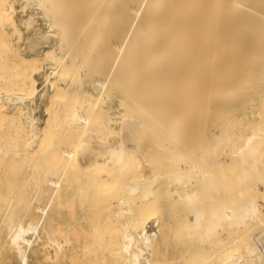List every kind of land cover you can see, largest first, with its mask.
<instances>
[{
  "label": "bare ground",
  "instance_id": "obj_1",
  "mask_svg": "<svg viewBox=\"0 0 264 264\" xmlns=\"http://www.w3.org/2000/svg\"><path fill=\"white\" fill-rule=\"evenodd\" d=\"M61 1H63V0H61ZM91 1L92 0H90L89 3ZM97 1H99V0H97ZM116 1L117 2H116L115 8L112 4L114 12L112 11V7H111V11L113 12L112 14L113 15L116 14L117 17L113 16V18H116V19H113L115 21L113 22V25H111V27L113 26V29H109V30H112L109 33L110 34L113 33L114 38L110 37V39L112 38L113 41L110 40L109 42H111L112 44L110 43V45H108V46H106L107 44H105L104 46L106 48L110 46V48H107L106 50L110 49L109 51H112V49H113V52L115 51L116 53L117 52L118 53L116 54L114 52V54H116L117 56H113L112 54H110L113 56L112 58L115 57V59H113L114 61L112 60V62H115V64L113 63L114 67L112 68V74L109 75L111 70L108 69L109 73L106 70L107 71L106 72L107 78L105 77L106 79H104V80L99 79V80H97L98 82L95 81L96 83H94V85H93L94 87L95 86L97 87V89H95V90H97V92H99V94L96 93V94H93V96H91V97H88V98L86 97V95L88 93L86 94L85 88L82 87V82H79L80 77H82V75H79V74L77 75V76H80V77H78L79 80L77 82H79V84L81 86L75 85V89L73 90V88H72V90L70 92L68 91V88L65 85L59 84L57 82L58 80H56V81L52 80L51 81V79H50L51 77H48V81L51 82V88L53 89V97H54L53 99L55 100V102H54L52 99L51 102L53 101V103H56V101H58L60 98L64 97V96L61 97L62 95L66 96V94L68 93L70 101L68 99V100L62 101V102H65L64 103L65 106H66L68 101H69V103L71 102V105H72L70 113H65V114L69 115V118L67 115L68 126H69L68 128H70L69 131L72 130L76 134V135L73 134L74 136H76V138H75L76 139L75 141H77L76 145H78V144L80 145L81 142H84V143L89 142V143H86V145L83 143V146L77 149V146L75 147V141H74V146L72 145V141H71L70 145H72L76 149L65 148V149H63V153L61 155H59L57 153L59 156L62 157L61 159L64 160V163H62V166H61L62 167L61 170L56 171L53 174L48 173L47 176L45 174V172H46L45 171L43 174L46 176V178H43L45 176L40 175L42 177L43 184L40 185L39 189L44 194L47 195L48 200L45 204H38L37 205V210L41 213V215L38 218H30L26 222L15 221L14 218L17 217V213H16L17 211L15 212V211L11 210L10 214L15 213V215H16L13 218L11 215H9L7 213V210L5 209V205L7 203H9V198H10L9 192L8 191L7 192L0 191V217H1V215H5V217L7 216V219L9 220L8 228L10 229V236H9V241H8V247L20 258V260H21V262H23V264H28V259H29L28 249L31 247L32 242H33V240L29 237V233L38 231L41 222H43L46 215L48 214L49 208L54 206L56 200L62 198L63 196H67L69 198L75 197V194L73 195V194L69 193L71 191L70 189H71V184H72L70 172H72L73 175H76V173L77 172L79 173V171H80L81 173H83V175L85 174V176H87L88 179H91L92 181H94L92 183H96V182L106 183L109 188L102 186V189H105V190L107 188H108V190L110 189L109 192H105L108 195L113 193L111 189H114V190L115 189H117V190L121 189L122 190V188H123V191L125 189L127 190L125 192H127L129 196H122V194L120 193L121 197H120V195H118L119 197L117 198L116 201H113V202L111 200H110L111 202L109 201L111 203V205L113 204V206H114L112 209V212L117 216H118V214H119V216H120V214H122V216L124 215V220H121L119 218V216H118L119 220H117V221H114V220L110 221L108 219L109 221L107 222V225H109V226H107L106 229L104 231H101L99 234L97 233V237L94 238L95 241H99L100 243L101 242L106 243L105 239L107 238V239H109L108 244H113L114 248H115V246L118 247V245H119L120 247L116 248L115 249L116 251L114 249L113 250L115 251V253L118 252V253H120V255H123V257H124L123 261L124 262H122V263H124V264H159V263H161L160 260H158V259L156 260V255L154 256L155 250H157V248H155L156 243L159 241H162V239L163 240L165 239V236H164L165 230L163 227L170 226V228L169 227L168 228L172 229L176 226V229L180 228L179 223H178V225L175 224V226L172 225L174 223L173 217H175L174 215H176V214H174V211L177 208L176 205L184 204L185 208H183L184 212L182 213V217H181V214H179L180 218L177 215L178 218L175 217L177 219V221L175 220V222H178L179 220L182 219V221H181V226L183 227L182 230H184L186 232V234H184V235L185 236L187 235L186 237H188L189 241H192V240L194 241V239L197 240V241L196 240L194 241V242H197V244L195 243V246L197 245V247H195V246L191 247V245H189L190 247L187 248L188 243L185 244L184 242H182L183 245L184 244L186 245L185 246L186 251H184L185 250L184 247H183L184 250H182L183 251V257H185V260L187 261L186 264H264V238H261V239L259 238L264 233V188L262 189L258 183V182H260V184H262L264 186V165H263L264 163L262 162V158H264V153H263V151H261L263 148V145H264V108L261 109L260 114H257L260 118L258 120L259 122L255 123L256 120L252 119L255 121V122L253 121L254 125L251 127L253 130L250 128V124H249L250 121L248 120L249 122H247V123L244 122L242 116H241V118L239 117L240 119H237L238 117L236 118V121H238L237 124L235 123L236 121H234L235 124L234 123H233V125L231 124L233 122V119H232L231 123L229 121L228 125L225 124V125H227L226 128L227 127L232 128V130H231L232 132L230 133V135L227 134L230 131L226 132L229 129H226L225 125H224V128L226 130L224 129L225 132L223 131V133L227 134V135L225 134L226 137L224 136L223 133H220V131L222 132V130H220V127H221L220 123H219V132H217V134H215L214 138H213V133L210 130L211 128H208V126L212 125L211 121L212 122H214L215 120L217 121V118L219 116L226 115V113H225L226 111L224 112V110L226 108L223 109V112L225 113V114L223 113L224 114L223 115L222 113H220L222 107H219V106H222L228 102H229L228 104L231 105V102L233 101V100H231L232 97L238 96L237 99L239 97H241V99H243L242 96L246 95V98L244 97L245 99H243V100H246L247 96L250 95L249 100L252 98L251 99L252 101H254L253 98H255V97H259V98H261V100H262V97L264 98V0H116ZM29 2H31V4L33 5V9L31 10L32 11L31 13L33 15H36L40 18L42 17V18H45L48 20L47 23L49 24L48 25L49 27L46 31H44V36H47V37H49V36L52 37V35L56 36V38L59 39V46H60L59 48L60 49H61V47L63 49L64 45L67 46L66 49L64 48V50H63V51H65V52H63L64 54L63 55L60 54L61 56L56 52L55 47H51V48L46 49V51L44 53L45 54L44 56H47L53 62H55V67H54L53 71L52 72L50 71L52 73V74L50 73L51 76L53 78L58 76L61 80H64V83H65L69 80V79L67 80V78L69 76L71 77L75 70H78L76 68V67H78L77 66L78 63L77 62L75 63L76 58H74L75 57L74 55L77 54L76 52H79V51H76L75 46L76 45L78 46L79 43L85 44L87 42V39H86L87 35H84V34H86V32L85 31H84L85 33L83 32L84 36H82V38H79V42L75 43L76 44L75 46L73 45L74 44L73 42H76L77 40L76 41H74V40L77 38H75L74 36L73 37L75 39L73 38L72 42H70L71 43L70 45L68 43H65V37H66V33H67L69 27H67L66 24L63 23L64 26L67 27V28H65L63 26V24H61L62 21H60L61 23H59L58 20L56 19V16L59 19L58 13H60L61 12L60 9L63 8V6L60 5V3H62V2H60V0H58V2H60L58 4L56 2V0H28L27 3H29ZM83 2H84V0H83ZM93 2H94V0L92 1V4H93ZM107 2H105V4ZM109 2H110V0H109ZM95 3H96V1H95ZM95 3H94V6L92 5L93 7H95ZM111 3H113V2H111ZM64 4H67V3H64ZM99 4L101 5L102 3L100 2ZM103 4H104V2H103ZM103 4H102V6H103ZM60 6H62V7H60ZM105 6H107V5H105ZM110 6L111 5H109V7ZM97 8H99V7H97ZM99 9L101 10V8H99ZM102 9H103V7H102ZM14 10H15V7L13 4V0H0V23H4V22L11 23V25L14 26V29L16 31L17 25H16V21L14 18ZM88 10H87V12H88ZM109 10L110 9H108V11ZM96 11H98V10H96ZM108 11L105 12V10H104V12H105L104 13L101 10L102 16H104ZM111 11L109 12V14L111 13ZM68 12H70V11H68ZM76 12H78V10ZM92 12H94V11H91L89 14H91ZM80 13H82V12H80ZM94 13H96V12H94ZM63 15H64V13H63ZM98 15L95 14L94 17L98 18L97 17ZM62 17H64V16H62ZM87 17H89V15H87ZM87 17H86V19H87ZM94 17H92L93 20L89 21V22H95ZM100 17H101V14H100ZM27 18H28V24H29V22L32 19V15L28 16ZM27 18H26V20H27ZM100 19L103 20L102 17ZM106 19H107V16L104 20L106 21ZM89 20H90V18H89ZM82 21L83 20H81V22ZM31 22H30V24H32ZM81 22L79 21V23H81ZM65 23H67V21ZM85 23H87V22H85ZM97 23H99V22L97 21ZM110 23H112V22H110ZM106 24L107 23H105V25ZM2 26H3V24H2ZM74 26H76V25H74ZM88 26H90V25H88ZM92 26L93 25H91V27ZM101 26H102L101 29L103 30L104 25H101ZM86 27H87V25H86ZM65 29L67 31H65ZM72 29L74 30V28H72ZM105 29H107V28H105ZM82 30H84V29L82 28ZM91 30H92V28H91ZM17 31H18V29H17ZM87 31H89V30L87 29ZM4 32H3V34H5ZM6 32H7V30H6ZM80 32H82V31H80ZM1 35H2V33H1ZM92 37H91L90 43L92 41ZM97 38H98V36H97ZM4 40H6V39L4 38ZM0 41L2 43L4 42V44H6L5 41H2V39ZM1 42H0V44H1ZM50 42H52V40ZM55 42H54V44H55ZM9 43L6 44L7 46L3 45V48H4V46H6V48H7ZM81 44H79V45H81ZM86 44H88V43H86ZM92 44H93V42H92ZM48 45H50V44H48ZM52 46H54V45H52ZM73 46L75 47L74 50H73ZM111 46H112V49H111ZM105 47H103V48H105ZM81 49H82V47H81ZM83 49L86 50V48H83ZM4 50H5V48L3 49V52L0 51V54L4 53L5 52ZM78 50H80V49H78ZM106 50H104V51H106ZM74 51H76V52L74 53ZM113 52H111V53H113ZM60 53H62V52H60ZM79 53H81V52H79ZM105 53H107V51ZM100 54L102 55L103 52L102 53L100 52ZM1 55H3V54H1ZM4 55H6V57H7V54H4ZM108 55H109V52H108ZM77 56L80 57L79 54H77L76 57ZM20 57H21L20 60H22L23 56H20ZM39 57H41V56H39ZM79 57H77V58H79ZM93 57H95V56H93ZM99 57L101 58L100 55H99ZM1 58H2V56H1ZM28 58H30V57H28ZM28 58L24 59L22 62L18 59L21 64L23 62H25L23 65L24 70L21 71L22 69L20 70V68H19L20 73L17 72L20 74V75H18L20 77V78H18L19 81L15 82V83L12 81L13 84L9 85L10 84L9 83V84L5 85L4 87L2 86L8 92V93H6L7 94L6 100L9 102L15 103L17 101H21L24 103V102H26L27 99H29L33 96L35 97L36 91L38 89L36 86V78L34 77L35 74L33 72H34V70L36 71L37 67L40 68V66H37V61H36L39 58H37V56L36 57L33 56V58H31V59H28ZM97 58H98V56H97ZM4 59L6 60L7 58H4ZM43 59H44V57H43ZM85 59L87 60V58H85ZM109 59H110V57H109ZM1 60H3V58ZM1 60H0V65L3 63ZM9 60H11V58H9ZM92 60L94 61V59H92ZM98 60H99L98 63L102 64L103 59L102 60L98 59ZM38 61L40 62L41 60L39 59ZM100 61H101V63H100ZM6 62H7V60H6ZM81 62L83 63L84 60ZM110 62H111V60H110ZM112 62L110 64H112ZM11 63H9L8 65H10ZM13 63H12V65H13ZM20 63L19 64L15 63L14 66L20 65ZM82 63H80V64L84 65L86 63V61L84 62V64H82ZM108 63H109V61H108ZM95 64H93V65H95ZM5 66H6V63H5ZM5 66L2 67L4 71H5L4 68H6ZM81 67H84V66H81ZM81 67H79V68H81ZM98 67H99V65H98ZM144 67H145V72L147 71V74H148L145 78V80L148 79L146 81V83H144L145 81L141 77L143 74L138 75V74H140L139 70H141ZM151 67H153V69ZM154 67H155L156 71H158V69L161 70V69H165V68L166 69L168 68L167 70H169V71L165 70L166 71L165 72L162 70V72L160 71V72H158V74H156L153 72ZM177 67H178V69L180 67L179 72H182V73H180L181 75L177 72H174V71L178 70V69H176ZM104 68H107V67L104 66ZM147 68L148 69L151 68V69L147 70ZM169 68H171V69H169ZM172 68L176 69V70L172 71L173 70ZM184 69H185V71H184ZM0 70L3 71L2 69H0ZM13 70H14V67H13L12 71H10V72L16 73V71L13 72ZM90 70H92V68ZM95 70H97V69H95ZM4 71L2 72V75H5V77H6V73ZM17 71H18V69H17ZM21 72H22V75H21ZM87 72H89V71H86V73ZM17 73H16V76H17ZM176 73H177L178 78H175ZM0 74H1V72H0ZM70 74H72V75H70ZM153 74H156V76H154ZM2 75H0V76H2ZM103 75L105 76V73ZM137 75L140 78H138ZM185 75H186V78H185ZM152 76L154 78H156L155 80L157 81L158 85L160 82H162L163 84H164V82H166L167 86H168V84H172V85L174 84L175 85L176 81H178L180 83L183 82V84L187 83L183 87H182V84L178 83L179 84L178 88L181 85L182 89L180 88V90L183 91V95L186 94V96L188 97V98H184V99H186L185 101H189V104H190V101H192L191 102L192 105H189L187 102L188 107L192 106V108L191 107L188 108L187 106L185 107L186 103L182 104V102H180V105L182 104V106L184 107L183 108L181 106L182 110H180V111H181V113H185V114H188L187 113L188 111H189V113L194 112L193 114L192 113L190 114V115H193L192 118L190 116L191 120H188V118L185 115V118L187 119V121H185L186 119L183 118L184 117L183 115L179 116V115H177V112L172 111V107H174V106H170V104H172V102H173L172 99H174V98H172V97H171L172 99L169 98L170 95H172V92H169V91H171L172 89L167 91L169 93V94H167L169 96L167 98L168 100L164 98V97H167L166 94H164V97L161 94H159L160 92L161 93L164 92L163 90H166L167 88L169 89V87H172V85L169 87H164V85L161 84L162 89L160 90L159 86L156 84V81L153 79L154 80V82H153V80L151 79ZM5 77L2 76V78H5ZM58 77H57V79H58ZM129 77H130L131 81L129 80ZM136 77H137V79H136ZM143 77H144V75H143ZM173 77L175 79H172ZM16 78H14L15 79L14 81H16ZM76 78H74V80H77ZM60 79H59V81H60ZM125 79L127 81V84H125L123 82V81H125ZM150 79L152 80L151 82L149 81ZM81 80H82V78H81ZM128 80L130 83L128 82ZM134 80L136 81L134 83H137L138 81L139 82L137 84H133L132 82ZM113 81L114 82L118 81V83L115 82L118 85V86H116L118 89L120 87L119 85H121V84L123 85V83H124V85H128L130 87V89H132L131 87H133V85L138 86L140 89L143 90L142 94H144V95H148L149 93L151 94V95L149 94L150 96L148 95V97H149V100H153V101H149L148 99H146V101H148V103L149 102L151 103V104L149 103L150 106L147 103L146 107L149 108L152 106V102L158 101L155 104H156V107H160L159 108L160 113L158 112L159 111L158 108H156L157 110H155L157 113L155 111L154 112L156 114H162L163 113L162 115H164V113L165 114L168 113L167 115H169V116L164 115L163 118H162V115H160L161 117L157 115V117L155 118V120L157 119L156 121L152 118L156 122V124H155V122H153V120H152V123L157 125V132L154 133V135L155 134L158 135V140L156 139L157 141L155 143L151 144L150 147L147 146V148H149V149L151 148L150 150L148 149L149 151H146L145 149H147V148H144V146L147 144V142H146L145 138L142 137L143 134L141 136H139V139H138L139 141L137 142L138 146H136V144H135V146H133L131 144L132 143L131 141L135 142V140H136L134 138V137H136L134 134L135 131H137L139 128V125L142 124V123H140V120H139V118H141V116L140 117L138 116V118H137L138 114L137 115L135 114L136 115L135 117L138 119L136 122L135 121L130 122V120H127L125 122V120H126L125 118H124V121L122 120L123 122H125V124L123 123L124 127L122 129H125L126 127H128V129L130 130V131H128V133H125L126 131L125 132L123 131L124 132L123 134H120V135L116 134L115 135V134H113L114 132L112 131L111 133L107 134L106 137L102 134H101V136L95 135V133H96L95 128H97L96 131L103 132L108 127L107 125L102 123L103 121H105V120L115 121L117 118V117L115 118V116L113 117L112 116L113 114L112 115L107 114L106 116H103V114L106 112L105 108L107 107V105H106V107L103 105V102L105 100L107 102V99H110L109 97L107 98V89L109 88L108 91L111 93L112 91H110V90L115 88L114 85H116V84H113L114 83ZM158 81H160V82H158ZM171 81H173V83ZM140 82L141 83L143 82V84L147 85V86H144ZM111 83L113 85H111ZM119 83H121V84H119ZM1 84H3V83H0V87H1ZM74 84H76V82ZM152 84H153V86H152ZM178 84H176V85H178ZM124 85L120 87V90L122 87H124V91L127 90V89H125L126 86H124ZM149 85H151V86L149 87ZM112 86H113V88H112ZM157 86H158L159 90L156 89ZM2 87L0 88V91H1ZM68 87L71 88L70 85ZM110 87L112 89H110ZM129 87H127V88H129ZM145 87L146 88L149 87L150 90L148 88L146 89ZM98 88L100 91H98ZM117 88H116V90H117ZM136 88L137 87H135V88L133 87L134 92H133V90L131 91L133 95H134V93H137L138 90H140L139 88H137V91H136L135 90ZM223 88L224 89L226 88L225 92H224ZM130 89H128V91H130ZM227 89H229V90L226 91ZM178 90L175 91L174 94H176V92H178ZM149 91H151V92H149ZM181 91L179 93H181ZM10 92H13V94H9ZM121 92L123 94V89ZM139 92H141V90ZM157 92H159V93H157ZM3 93H5V92H3ZM164 93H166V92H164ZM222 93L224 95H221ZM1 94H2V92H1ZM1 94H0V125H1L2 121H4L3 120L4 116L6 114H8V113H5L8 111L6 110V107L4 104L5 99H3V97H1ZM97 94H98V96H97ZM125 94H126L125 96L128 95L127 91ZM142 94L138 93V95H142ZM152 94L153 95L155 94L156 96H152ZM174 94L172 96H174ZM179 95H181V94H179ZM94 96H95V98H94ZM108 96H109V94H108ZM122 96L123 95H121V97ZM135 96H136V99L133 96L134 100L132 99V97L130 100L138 102V103H135V102L130 103V101L128 100V102L130 104L128 103L129 104L128 108H126L127 106L124 107V108H126L125 111H128L130 113L131 112L135 113L134 111L137 110L138 105L140 106V107L138 106V111L143 112V110H139V108H142V109L145 108L146 109V107L144 106L146 104L143 105L144 107H141L142 106L141 103L145 102L144 100L147 96H145V97H143V96L139 97L137 95H135ZM221 96L224 97L225 101L227 99H229V101H226V102L224 101V103L219 102L221 104L217 103L218 100L223 102V100H222L223 97H221ZM119 97L120 96H118L117 98H119ZM137 97L139 98V100H141L142 98L144 100L143 101L141 100V103H140V101L137 100L138 99ZM150 97H152V98L155 97V98L150 99ZM128 98H126V99H128ZM156 98H158V99H156ZM175 98L177 100V96ZM178 98H179V96H178ZM216 99H218V100L215 103L214 100H216ZM237 99H236V101H237ZM239 100H240V98H239ZM249 100L246 101V103L251 102V100L250 101ZM168 101H169V103H168ZM178 101H181V99L179 98ZM262 101L264 102V100H262ZM120 102L121 103H119V104H121V106H122V104L125 105V103H127L124 98L123 99L120 98ZM209 102L210 103L213 102L215 104H213V103L209 104ZM49 103H50V101H49ZM164 103H166L165 105L167 108L165 107ZM233 103L237 104L235 102V100L232 102V104ZM242 103H244V106L246 105L245 101ZM104 104H105V102H104ZM155 104H153V106ZM177 105H179V102L177 103ZM230 105H228V107H227V109L230 108V111H231V109H233V111H234L237 108L236 105H235V107H236L235 109L233 108V106H231L232 108L229 107ZM161 106L165 107L166 110H165V108H163ZM178 107L179 106L176 107L177 111L180 109V108L178 109ZM240 107L241 106L239 105L238 108H240ZM15 108H17V105ZM185 108H187L188 111ZM111 109H112V107H111ZM168 109L170 111H167ZM192 109H195V110H192ZM17 110H19V112H20L22 110V107L19 105ZM28 110H31V108ZM106 110H109V109L106 108ZM151 110L152 109L149 108L148 111H150V112H148L147 110H145V111L149 114V113H151ZM210 110L215 111V112L220 111L218 113V117L216 119H215V117H213V116H215V113L213 112V116L210 117L211 121H210L209 116H208V115H210V116L212 115L211 113H209ZM15 111H16V109H15ZM166 111H167V113H166ZM185 111H187V112H185ZM230 111H228V112L233 113V111H231V112ZM60 112H61V110H60ZM171 112H172V114H171ZM234 112H236V111H234ZM131 114H130V116H132ZM152 114L154 115V113L152 112L150 114L151 117H153ZM22 115H24V114H21V117H22ZM141 115H142V113H141ZM147 115L145 113V115H142V116L147 117ZM174 115H176L179 119ZM243 116L245 117V115H243ZM58 117L59 116H57V118ZM143 117H142V119H143ZM146 117H144V118H146ZM167 117H168V120H166ZM173 117H176V118H173ZM226 117H228V116L226 115ZM235 117H236V115H235ZM26 118H27V121H24V123L27 124L26 125L27 127L25 126L27 137H24V138L25 139L27 138V140L31 143L35 142L37 140H38V142H40V141L43 142V139L45 138V136L50 135L54 131V130L52 131L53 128H52V124L50 125V123H48L47 126H45L43 129H41L39 124H38L39 118L34 117L32 114L31 115L26 114ZM65 118L66 117H64V119ZM129 118H131V117H129ZM171 118L176 120V121H174V123H173ZM212 118L214 119V121L212 120ZM231 118L229 120H231ZM248 118H249V116H248ZM48 119L49 118H47V120ZM64 119H63V121H64ZM147 119H148V117H147ZM169 119H171V120H169ZM208 119H209V121H208ZM222 119L223 118L220 117V119H218V120L221 121ZM225 119L226 118H224L223 121H221V122L226 123ZM47 120L45 122H47ZM117 120H118V118H117ZM183 120L187 124L184 123ZM49 121H51V120H49ZM191 121H192V123H190ZM207 121L210 122L211 124L208 125ZM149 122H150V120H149ZM145 123H147V120L145 121ZM178 123H179V125H177L176 126L177 128H175L174 125H176ZM180 124L181 125L183 124L184 126L185 125L186 126L184 127L182 125V127H181ZM230 124L232 125V127ZM248 124H249L248 128H250L249 130H252V131H250V133H244L247 131H245V130L242 131L241 127H239V126H242V129H243V128H246ZM65 125H66V123H65ZM150 125L148 126V129L150 128ZM213 125H215V127H217L216 124H213ZM59 126H61V124H59ZM187 126H188V128L191 127V129H189V130H191V132H188L189 130H187L188 129ZM151 127L156 128V126H153V125ZM213 127H212V129H214V131H215V128H213ZM178 128H180L179 131L182 130V132H178ZM207 128H208V130L206 131L205 129H207ZM184 129H186V131H187L186 133H184L185 131L183 132ZM108 130H110V129H108ZM114 130H116V129H114ZM61 131H63V130H61ZM208 131L210 133H212V135H211L212 139H211V137H208V136H210V134L208 135V133H209ZM217 131H218V129H217ZM139 132H137V135ZM141 132H145V131L141 130ZM64 133H66V130L64 131ZM179 133H181V135L183 137H184V135H186L188 133H192V134H190L189 136L186 135L187 137L186 136L184 137L186 139L185 140L184 138L181 137V135ZM182 133H184V134H182ZM204 133L208 137L207 138L205 136V138H207L206 141H205V138H200L203 136ZM149 134L151 135L152 132L150 131ZM198 135H199V137H197ZM200 135H202V136H200ZM68 136L66 137V140H67V138H68V140H71V139H69ZM152 137H154V136H152ZM50 138H51V136H50ZM50 138H49V141H50ZM188 138L191 141H189ZM17 139H19V138H17ZM195 139H198V140H195ZM209 139L214 140V142L213 141L211 142ZM27 140H26V143H27ZM148 140H151V137H148ZM207 140H208V142H207ZM47 141H48V139H47ZM209 141L212 143V145H210V146L207 145V147H204V144H206V143L211 144V143H209ZM134 142H133V144H134ZM185 142L187 143V145L191 142L190 143L191 146L190 145L186 146ZM11 143H12V141H11ZM44 144L46 145V143H44ZM48 144H49V142H48ZM184 144H185V146H184ZM9 146H11V145H9ZM211 146H213V147L210 150ZM14 147H15V144H14ZM188 147H190L191 149ZM36 148H37V146H36ZM0 149L2 151H4L5 154H8V150L5 146L2 145L0 147ZM48 150H50V149H48ZM87 150L90 152V154H86L85 151H87ZM187 150L188 151L190 150V152H188ZM26 151H28V150H26ZM31 151L32 150H30L29 152L31 153ZM53 151H52V153H53ZM56 151H57V149H56ZM88 151H87V153H88ZM224 151H226V153H223ZM16 153L19 156H21V154H22L21 151H17ZM40 153H41V151H40ZM52 153H50V154H52ZM261 153L263 154L262 158H261V156H262ZM100 154H103V157H99ZM151 154L155 155V157L153 155H152L153 157H151L154 160L149 158V156ZM223 154L224 155L227 154V156H228L227 161L224 160L226 156L223 159ZM57 158L60 161V157H57ZM15 159L13 160V162L15 161ZM24 159L25 158L23 156L22 160H24ZM260 162H262L263 164H261ZM46 163H48V161ZM246 163L247 164L250 163L249 164V166H251L250 171L254 170V171H252V172H254L253 174H255V172H256L257 176L256 175L254 176L252 173H250L251 175L254 176V177L252 176L253 179L256 177L255 182H253V180H251L252 177H250L251 178L250 180L252 182L247 183L245 185L240 184L242 182H240L238 184L237 182H238L239 178H237L236 179L237 180V182H236L237 186H239V188H240V185H242L243 187H241L239 189L236 186V188L238 189V191H236L237 194L230 191L231 193H230L229 198L227 199L226 196L228 194H226V196H224L223 199H225V197H226L227 200L222 201L223 186L227 185L226 181H227V183L230 182V180H228V178L226 180V176L229 177V175L224 174L225 173L223 171L224 166L229 167L231 165V167L234 166V168L238 167L237 169H240L239 166L241 167V165H243V167H244V165ZM259 163H260V166H259ZM17 164H18V162H17ZM38 165H40V164H38ZM74 165L79 167V169H78L79 171H75L74 170L75 168L71 170V168L74 167ZM46 166H47V164H46ZM227 167H225V168H227ZM243 167H242V169H243ZM260 167H263V168L261 169ZM234 168H231V169L234 170ZM248 168L244 167L245 172L242 170V171H239V173L241 172V174H243L242 172H244V175L246 173L249 174V170H247ZM237 169H235L234 174H232L233 176L237 175V174H235ZM11 170H10V172H11ZM40 170H42V168ZM158 171L160 172L161 175L158 174L159 173ZM230 172H231V170H230ZM6 173H7V171H6ZM12 173H10V174H12ZM16 173H17V171H16ZM27 173H29V172H27ZM81 173H79V174H81ZM231 173H233V172H231ZM49 174H50V176H48ZM137 174H138V176H137ZM151 174H155V175L158 174V176H156L154 178V176H155L154 175L152 178ZM14 175H15V173H14ZM40 176H39V179H40ZM77 176H78V174H77ZM249 176L250 175H247V177L245 176L247 178V180H249L248 179ZM241 177L242 176H240V178ZM232 178L233 177H231V179ZM235 178L236 177H234L233 179H235ZM15 179H17V178H15ZM18 180H20V179H18ZM77 180H78V178H77ZM243 180H245V179H243ZM79 181H80V179H79ZM79 181H78V183H80ZM224 181H225V185H224ZM12 183H13V181H12ZM106 184H104V185L106 186ZM232 184L235 185V183H232ZM94 185H98V187H99V184H97V183ZM227 187L228 186H226L225 188H227ZM231 187H232V185H231ZM228 188H227V192H229ZM80 190H81V188H80ZM86 190L83 189V190H81L80 193L81 194L85 193ZM97 190L98 189H96L95 191H97ZM83 191H85V192H83ZM98 192L100 193V188H99ZM117 192H116V194H117ZM105 193H100V196L104 197ZM225 193H226V190H225ZM95 194H97V192ZM16 195H18V194H16ZM16 195H15V197H16ZM12 196H14V195H12ZM100 196L98 197V195H97L96 196V197H98L97 199H99ZM259 197L263 203L260 202V200L258 199ZM242 198H243V200H241ZM20 200H23V199H20ZM28 200H29V197H28ZM102 200H104V198H102ZM105 200H107L106 197H105ZM108 200H109V196H108ZM108 200H107V202H108ZM2 204H4V206ZM9 205H11V203H9ZM98 205H99V203H98ZM108 205H110V204H108ZM184 205H182L181 207H184ZM16 206L20 207V204H18ZM3 207H4V209H3ZM178 208H179V205H178ZM20 209L21 208H19V210ZM108 209H110V208H108ZM177 211L178 210H176L175 213H177ZM167 213H169V217L168 218L166 217L167 218L166 219L163 217L162 214H165L167 216ZM178 213H180V212H178ZM109 214H110V212H109ZM6 220H5V222H6ZM3 221H4V219H3ZM171 225L173 226L172 228H171ZM226 225L230 229V231L229 230L227 231V235H226L227 237L216 239V238H218L217 236L219 235L220 231L225 229ZM177 226L179 228H177ZM227 227H226V229H228ZM169 229H168V233H169ZM226 229H225V231H226ZM173 231H174V229H173ZM178 231L181 232L180 230H177V232ZM173 233L175 234V235H173V237L175 238L177 236V233H175V232H173ZM228 234H230V235L228 236ZM178 235H182V233L181 234L179 233ZM170 237L172 238V236H170ZM182 237H184V236L182 235ZM166 238H168V237H166ZM176 238L178 239V236ZM66 240H68V238H66ZM48 241H51V243L56 244V245L58 244L56 239L50 238V240H48ZM165 241H166V239H165ZM68 244L69 243L67 242V245ZM48 245H49V243H48ZM111 247H112V245H111ZM173 247H175V246H173ZM58 248L60 251L61 246L59 244H58ZM170 248H172V247H170ZM93 250H95V249H93ZM171 250H173V249H171ZM89 251L91 252V250H89ZM182 251H180V253ZM165 252H166V250H165ZM118 253H116V254H118ZM156 253H157V251H156ZM179 254L177 256H179ZM180 256H182V254Z\"/></svg>",
  "mask_w": 264,
  "mask_h": 264
},
{
  "label": "rangeland",
  "instance_id": "obj_2",
  "mask_svg": "<svg viewBox=\"0 0 264 264\" xmlns=\"http://www.w3.org/2000/svg\"><path fill=\"white\" fill-rule=\"evenodd\" d=\"M66 0H63V1H61L60 0V2H62V3H60V2H58V0H56V2L59 4L60 3V5H62L63 6V8H61L60 10H61V14L60 13H58L59 14V19H58V17L56 16V19L58 20V22L59 23H61L60 21H62V23L61 24H66V26L67 27H69L68 28V31L65 29V31H67V33H66V37H65V43H68L69 45L71 44L70 42H72V40H73V38L75 37V38H77V39H75L74 41H76V42H73L74 44V46L76 45L75 43H77V42H79V38H82V36H84V35H87L85 38L87 39V42L86 43H88V44H81V43H79V44H81V45H79L78 44V46L76 45L75 47L73 46V50H74V48L76 49V51H79V52H81V53H79V52H76V51H74V53L76 52L77 54H79L80 55V57L79 56H77V57H79V58H77L76 57V55L77 54H75L74 56V58H76V61H75V63L77 62L78 64H77V66L78 67H76L78 70H75L74 71V73H73V75L72 74H70V75H72L70 78L68 77L67 78V82H65L64 83V80H61L58 76V79H57V77H55V78H53L52 76H51V72L53 71V69H54V67H55V62H53L50 58H48L47 56H44L45 54V51H46V49H48V48H51V47H55L56 48V52L60 55H63L64 53L63 52H65V51H63L64 50V48L66 49V47L67 46H65L64 45V47H63V49H62V47H61V49L59 48L60 46H59V39H57L56 38V36H53L52 35V37L51 36H49V37H47V36H44V31H46L47 29H48V20L47 19H45V18H40V17H38V16H36V15H33L31 12V10L33 9V5L31 4V2H29V3H27L28 2V0H13V4H14V7H15V10H14V18H15V21H16V25H17V28H16V31H15V29H14V26L13 25H11V23H7V22H4V23H0V40L2 39V41H5V43L7 44V43H9L8 44V47L6 48V44H4V42L2 43L1 41V44H0V51H2L3 52V49L5 48V52L4 53H1V54H3V55H1L0 54V60L3 58V60H1L3 63V65L5 66V63H6V68H4L5 69V71L3 70V68L2 67H4L2 64L0 65V69H2L5 73H6V77H5V75H2V72L3 71H1L0 70V72H1V74L0 75H2L3 77H5V78H2V76H0V83H3V84H1V87L3 86H5V85H7V84H9V85H11V84H13V82L15 83V82H17V81H19V79L18 78H20L18 75H20L19 73V71L21 70V71H23L24 69H23V65H24V63L25 62H23L22 64L20 63V61L22 62L24 59H27L28 57H30V58H28V59H31V58H33V56H37V58H39L41 61L39 62L38 60L39 59H37L36 61H37V66H40V68L39 67H37V69H36V71L34 70V77L36 78V86H37V91H36V94H35V97L33 96V97H31V98H29V99H27L26 100V102H21V101H17V102H15V103H12V102H9V101H7L6 100V96H7V94L6 93H8L3 87H2V89H1V91H0V94H1V92H2V94H1V97H3V99H5L4 100V104H5V107H6V110L8 111V112H5V113H8V114H6L5 116H4V121H2V123H1V125H0V147L3 145V146H5L6 148H7V150H8V154H5L4 153V151H2L1 149H0V191H3V192H9V196H10V198H9V203H11V205H9V203H7L6 205H5V209L7 210V213L9 214V215H11L13 218L16 216L15 215V213L14 214H10L11 213V210L12 211H17L16 213H17V217H15L14 219H15V221H23V222H26L28 219H30V218H38L40 215H41V213L37 210V205L38 204H45L46 202H47V200H48V197H47V195L46 194H44L40 189H39V187H40V185H42L43 184V181H42V177L41 176H45L43 173L45 172V174H46V176H47V174L48 173H54V172H56V171H59V170H61V166H62V163H64V160L63 159H61L62 157L61 156H59V155H61L62 153H63V149H65V148H71V149H76L75 147L77 146V149L78 148H80V147H82L83 146V143L84 142H81L80 143V145L78 146V145H76L77 143V141H75L76 139V136H74L73 134H75L72 130H70L69 131V129L70 128H68L69 126H68V118H69V115L68 114H65V113H70V110H71V102L69 103V101H70V99H69V96H68V93L66 94V96L65 95H62L61 97H63V98H60L58 101H56V103H53V101L55 102V100L53 99L54 97H53V89L51 88V82H49L48 81V77H51L50 79H51V81L52 80H58L57 82L59 83V84H62V85H65L67 88H68V91L70 92L71 90H72V88H73V90L75 89V85L76 86H79L80 84H79V82H82V87L83 88H85V90H86V97L88 98V97H91V96H93V94H96V93H98L99 94V92H97V90H95V89H97V87L95 86H93L94 85V83H96L95 81H97V80H99V79H102V80H104V79H106L107 78V74H106V72L108 71V69L109 70H111V72L109 73V71H108V73H109V75L110 74H112V68L114 67V64H115V62H112V60L113 59H115V57L114 58H112L113 56H117L116 54L118 53H116L115 51V53L116 54H114V52H113V49H112V46H111V49H112V51H109L110 49H108V50H106L107 48H110V46L109 47H105L104 45L105 44H107L106 46H108V45H110V43L111 42H109L110 40L111 41H113L112 40V38L110 39V37H113L114 38V36H113V33L112 34H110L109 32H111L112 30H109V29H113V26L111 27V25H113V22L115 21V20H113V19H116V18H113V16L114 17H117V15L115 14V15H113L112 13L114 12V10H113V6H114V8L116 7V0H110V2H109V0H99V1H97V0H94V2H93V4H92V1L89 3V1L88 0H84V2H83V0H67L66 2H65ZM80 1V2H79ZM95 1H96V3H95ZM108 1V2H107ZM26 2V3H25ZM55 2V3H56ZM102 3L103 4V2H104V4H103V6H102V4L100 5L99 3ZM105 2H107L106 4H105ZM111 2H113V3H111ZM64 3H67V4H64ZM83 3V4H82ZM87 3V4H86ZM94 3H95V7H93L94 6ZM89 4V5H88ZM112 4H113V6H112ZM72 5V6H71ZM93 5V6H92ZM105 5H107V6H105ZM109 5H111L110 7H109ZM58 6V5H57ZM62 6H60V7H62ZM66 6V7H65ZM71 6V7H70ZM84 6V7H83ZM99 7V8H101V10H102V12H104V10H105V12L106 11H108V9H110L104 16H102V12H101V10L99 9V8H97V7ZM89 7V8H88ZM102 7H103V9H102ZM108 7V8H107ZM111 7H112V11H111ZM59 8V7H58ZM73 8V9H72ZM87 8V9H86ZM107 8V9H106ZM85 9V10H84ZM89 9V10H88ZM94 9V10H93ZM70 11V12H68V11ZM73 10V11H72ZM78 10V12H76ZM80 10V11H79ZM84 10V11H83ZM87 10H88V12H87ZM96 10H98V11H96ZM91 11H94V12H96V13H94V12H92L91 14H89ZM111 11V15L109 14V12ZM76 12V13H75ZM80 12H82V13H80ZM98 12V13H97ZM101 12V13H100ZM104 12V13H105ZM63 13H64V15H63ZM87 13V14H86ZM32 15V19H31V23L32 24H30V22H29V24H28V16H30V15ZM57 14V15H58ZM93 14V15H92ZM95 14H99L97 17L99 18H96V17H94V15ZM100 14H101V17L103 18V20L106 18V16H107V19H106V21L104 20H101L100 18ZM110 16H109V15ZM79 17H78V16ZM87 15H89V17H87ZM62 16H64V17H62ZM66 16V17H65ZM109 16V17H108ZM112 16V17H111ZM61 17V18H60ZM81 17V18H80ZM86 17H87V19H86ZM92 17H94V21L95 22H89V21H92L93 20V18ZM26 18H27V20H26ZM76 18V19H75ZM79 18V19H78ZM89 18H90V20H89ZM56 20V21H57ZM73 20V21H72ZM81 20H83L82 22H81ZM88 20V21H87ZM99 22V23H97V21ZM100 20V21H99ZM19 21V22H18ZM64 21V22H63ZM67 21V23H65ZM69 21V22H68ZM79 21L81 22V23H79ZM109 21V22H108ZM85 22H87V23H85ZM110 22H112V23H110ZM70 23V24H69ZM89 23V24H88ZM105 23H107L106 25H105ZM110 23V24H109ZM2 24H3V26H2ZM27 24V25H26ZM64 24H63V26H64ZM98 26H97V25ZM100 24V25H99ZM74 25H76V26H74ZM80 25V26H79ZM86 25H87V27H86ZM88 25H90V26H88ZM91 25H93L92 27H91ZM95 25V26H94ZM101 25H104L103 26V30L101 29L102 28V26ZM109 25V26H108ZM6 26V27H5ZM19 26V27H18ZM100 26V27H99ZM13 27V28H12ZM37 27V28H36ZM65 27V26H64ZM67 27H65V28H67ZM76 27V28H75ZM85 27V28H84ZM110 27V28H109ZM5 28V29H4ZM72 28H74V30L72 29ZM82 28L84 29V30H82ZM91 28H92V30H91ZM96 30H95V29ZM100 28V29H99ZM105 28H107V29H105ZM3 29V30H2ZM17 29H18V31H17ZM87 29L89 30V31H87ZM6 30H7V32H6ZM70 30V31H69ZM76 30V31H75ZM105 30V31H104ZM5 33V34H3V32ZM80 31H82V32H80ZM86 32V34H84L85 32ZM94 31V32H93ZM75 32V33H74ZM84 32V33H83ZM1 33H2V35H1ZM70 33V34H69ZM78 33V34H77ZM8 34V35H7ZM73 34V35H72ZM81 34V35H80ZM84 34V35H83ZM93 34V35H92ZM100 34V35H99ZM111 36H110V35ZM5 35V36H4ZM78 35V36H77ZM91 35V36H90ZM98 36V38H97V36ZM74 36V37H73ZM93 36V37H92ZM90 37V38H89ZM91 37H92V41H91V43H90V40H91ZM101 37V38H100ZM106 37V38H105ZM4 38L6 39V40H4ZM49 38V39H48ZM52 40V42H50L51 40ZM71 39V40H70ZM94 39V40H93ZM100 39V40H99ZM104 41H103V40ZM11 40V41H10ZM57 42H55V41ZM97 40V41H96ZM49 41V42H48ZM89 41V42H88ZM100 41V42H99ZM102 41V42H101ZM108 41V42H107ZM54 42H55V44H54ZM92 42H93V44H92ZM96 43V44H95ZM48 44H50V45H48ZM90 44V45H89ZM99 44V45H98ZM112 44V43H111ZM3 45H6V46H4V48H3ZM52 45H54V46H52ZM56 45V46H55ZM84 45V46H83ZM102 45V46H101ZM49 46V47H48ZM91 46V47H90ZM98 46V47H97ZM81 47H82V49L83 48H86V50H82L81 49ZM90 47V48H89ZM103 47H105V48H103ZM58 48V49H57ZM80 49V50H78V49ZM103 50H102V49ZM89 49V50H88ZM91 49V50H90ZM82 50V51H81ZM88 50V51H87ZM99 50V51H98ZM104 50H106L107 51V53H105L106 51H104ZM93 51V52H92ZM96 51V52H95ZM118 51V50H117ZM60 52H62V53H60ZM83 52V53H82ZM100 52L102 53L103 52V54L101 55L100 54ZM108 52H109V55H108ZM111 52H113V53H111ZM4 54H7V57H6V55H4ZM110 54H112V55H110ZM23 56V58H22V60H20L21 59V57L20 56ZM60 55V56H61ZM84 57H83V56ZM99 55L101 56V58L99 57ZM1 56H2V58H1ZM5 56V57H4ZM13 56V57H12ZM39 56H41V57H39ZM72 56V55H71ZM93 56H95V57H93ZM97 56H98V58H97ZM106 56V57H105ZM43 57H44V59H43ZM105 57V58H104ZM109 57H110V59H109ZM4 58H7L6 60H7V62H6V60L4 59ZM9 58H11V60H9ZM72 58V57H71ZM85 58H87V60L85 59ZM20 61H19V60ZM92 59H94V61L92 60ZM96 59V60H95ZM98 59H100V60H102L103 59V61H102V64H99L98 62H99V60ZM105 59V60H104ZM5 60V61H4ZM14 60V61H13ZM75 60V59H74ZM79 62H78V61ZM84 60V62L86 61V63L84 64V62L82 63L81 61H83ZM110 60H111V62H112V64H110L111 62H110ZM17 61V62H16ZM19 61V62H18ZM93 61V62H92ZM108 61H109V63H108ZM114 61V60H113ZM116 61V60H115ZM13 63V65H12V63ZM91 62V63H90ZM9 63H11L10 65H8ZM15 63H20V65H17V66H14L15 65ZM42 63V64H41ZM80 63H82V64H84V65H81ZM95 64V65H93V64ZM100 63H101V61H100ZM114 63V64H113ZM39 64V65H38ZM109 64V65H108ZM54 65V66H53ZM84 66V67H81V66ZM98 65H99V67H98ZM108 65V66H107ZM113 65V66H112ZM21 66V67H20ZM90 66V67H89ZM96 66V67H95ZM104 66H106L107 68H104ZM13 67H14V70H13V72L14 71H16V73L17 72H19V73H17V76H16V73L14 74V73H12V72H10V71H12V69H13ZM18 67V68H17ZM79 67H81V68H79ZM98 67V68H97ZM111 69H110V68ZM16 68V69H15ZM19 68H20V70H19ZM86 68V69H85ZM92 68V70H90ZM152 69H153V67H151ZM150 68V69H151ZM183 68V67H182ZM181 68V69H182ZM17 69H18V71H17ZM95 69H97V70H95ZM104 71H103V70ZM150 69H148L147 68V70H150ZM168 69V68H167ZM166 68L165 69H161V70H159L158 69V71H156L155 70V67H154V73H156V74H158V72H162V70L163 71H165V70H167ZM169 69H171V68H169ZM173 69V68H172ZM176 69H178V67L176 68ZM176 69H173L172 71H174V70H176ZM107 70V71H106ZM179 70H180V67H179V69L178 70H176V71H174V72H177V73H182V72H179ZM7 71V72H6ZM51 71V72H50ZM82 71V72H81ZM84 71V72H83ZM86 71H89V72H87L86 73ZM144 71V72H143ZM167 71H169V70H167ZM171 71V72H172ZM183 71V70H182ZM184 71H185V69H184ZM152 72V71H151ZM166 72V71H165ZM173 72V73H174ZM51 73V74H50ZM105 73V76L103 75ZM139 73L140 74H138V75H144V77H143V75L141 76L143 79H144V83H146V81L148 80V79H146L145 80V78H146V76L148 75L147 74V71L145 72V67L144 68H142L141 70H139ZM177 73H176V77L175 78H178L177 77ZM4 74V73H3ZM8 74V75H7ZM82 75V77H80V76H77V75ZM156 74H153L154 76H156ZM175 74V73H174ZM11 75V76H10ZM21 75H22V72H21ZM103 75V76H102ZM137 75V76H138ZM181 75V74H180ZM17 78H16V77ZM179 76V75H178ZM9 77V78H8ZM77 77V78H76ZM78 77H80V81L79 82H77L78 80H79V78ZM106 77V78H105ZM128 77V76H127ZM2 78V79H1ZM14 78H16V81H14L15 79ZM47 78V79H46ZM74 78H76L77 80H74ZM81 78H82V80H81ZM138 78H140L139 76H138ZM148 78V77H147ZM174 77L172 78V79H175ZM185 78H186V75H185ZM59 79H60V81H59ZM127 79V78H126ZM126 79H125V81H123L125 84H127V81H126ZM136 79H137V77H136ZM152 80L154 79H156V78H154L153 76H152V78H151ZM149 80L150 82L152 81V80ZM171 79V80H172ZM129 80L131 81V79H130V77H129ZM129 80H128V82H129ZM154 80H153V82H154ZM13 81V82H12ZM119 81V80H118ZM118 81H115V82H117L118 83ZM141 81V80H140ZM156 81V80H155ZM165 81V80H164ZM163 81V82H164ZM170 81V80H169ZM76 82V84H74ZM98 82V81H97ZM114 82V81H113ZM113 83V84H116V83ZM120 82V81H119ZM122 82V81H121ZM134 82H136L135 80L132 82L133 84H137V83H134ZM158 82H160V81H158ZM172 83H173V81H171ZM175 82V81H174ZM177 82V83H176ZM175 82V85L176 84H182V87L183 86H185L186 84H183V82L182 83H180V82H178V81H176ZM124 83H123V85H124ZM130 83V82H129ZM128 83V84H129ZM131 83V84H132ZM141 83V82H140ZM149 83V82H148ZM112 83H111V85H113ZM119 84H121V83H119ZM132 84V85H133ZM141 84H143V82L141 83ZM140 84V85H141ZM156 84L158 85V83H157V81H156ZM164 85V87H169V86H171L172 84H168V86H167V84H166V82H164V84L162 83V82H160L159 83V89L161 90L162 88H161V86L162 85ZM179 84L178 85H172V87H169V89L167 90H163L164 92H166V93H164V92H157V93H159V94H161L163 97H164V94H169L167 91H169L170 89H172L171 91H169V92H172V95L175 93V91H177L178 89V92H176V94H174V96L176 95L177 96V100H176V96L174 97V96H172V95H170V97L167 95V97H164L165 99H167L168 97L170 98V99H172V98H174V99H172V104H170V106H174V107H172V111H175V112H177V115H183L184 117L183 118H185V115H186V117L188 118V120H191V118L193 117V115H190L191 113L193 114L194 112H190L189 113V111H188V109L187 108H185L187 111H185V112H187L188 114H185V113H181V111L180 110H182V108H181V106H182V104H184V103H186L185 104V107L187 106L188 107V104H189V101H185L186 99H184V98H188L187 96H186V94L185 95H183V91H181L180 90V88L182 89V87H181V85H180V87L178 88V86H179ZM70 85L71 86V88L70 87H68V86ZM122 84L121 85H119L120 87L121 86H123ZM130 85V84H129ZM144 85V84H143ZM142 85V86H143ZM81 86V85H80ZM116 86H118L117 84L116 85H114V87L115 88H113V86H112V88L110 87V89H112V90H110V91H112L111 93L108 91V89H107V98L109 97L110 99H107V102H106V100L104 101L105 102V104H104V102H103V105L106 107V105H107V109H109V110H106V108H105V113L103 114V116H106L107 114H113L112 116L114 117L115 116V118L117 117L118 118V120H117V118H116V120L115 121H110V120H105V121H103L102 123L103 124H105V125H107L108 127L103 131V132H101V131H96L97 130V128H95V135L96 136H101V134L102 135H104L105 137H106V135L107 134H109V133H111L112 131L114 132L113 134H117V135H120V134H123L125 131V133H128V131H130L129 129H128V127H126L125 129H122L123 127H124V124H125V122L127 121V120H130V122H133V121H137L138 119V116L140 117L141 116V118H139V120H140V123H142V124H140L139 125V128H138V130L137 131H135V136L136 137H134L136 140H135V142L134 141H131L132 143V145L133 146H135V144H136V146H138L137 144V142L139 141L138 139H139V136H141L142 134V137H144L145 138V140H146V142H147V144L144 146V148H147V146H149L150 147V145L151 144H153V143H155L157 140H158V135L157 134H155L154 135V133H156L157 132V125H155L156 124V120H155V118L157 117V115L158 116H160V115H162V114H156L157 112L155 111V110H157L156 108H158V110H159V108L160 107H156V104L155 103H157V102H152V106L151 107H149L150 109H152L151 110V113L153 112L154 113V115L152 114V116L153 117H151L150 116V114L151 113H147L145 110H149V108L148 107H146L147 106V103H148V101H146V99H148L149 100V97H148V95L150 94L149 92H151V91H149L148 93V95H144V94H142L143 93V90L142 89H140L138 86H136V85H133V87L135 88V87H137V88H139L140 90H141V92H139L140 90H138V92L137 93H134V95L132 94V90H133V92H134V89H133V87H131L132 89H130V87L128 86V85H124V86H126L125 87V89H127V90H125L124 91V87H122L121 88V90H120V87H119V89L116 87ZM141 86V87H142ZM144 86H147V85H144ZM151 85H149V87H150ZM152 86H153V84H152ZM158 86H157V88L156 89H158ZM174 86V87H173ZM0 87V88H1ZM94 87V88H93ZM109 87V86H108ZM127 87H129V88H127ZM149 87H147L148 89H149ZM163 87V88H164ZM227 87V86H226ZM116 88H117V90L119 91H117L116 90ZM137 88L135 89L136 91H137ZM146 88V87H145ZM146 88V89H147ZM177 88V89H176ZM70 89V90H69ZM122 89H123V94H122ZM128 89H130V91H128ZM158 89V90H159ZM175 89V90H174ZM224 89V88H223ZM226 89V88H225ZM225 89H224V92H225ZM4 90V91H3ZM116 90V91H115ZM145 90V89H144ZM150 90V89H149ZM153 90V89H152ZM155 90V89H154ZM229 89H227L226 91H228ZM98 91H100L99 90V88H98ZM126 91H127V96L129 97H127V96H125L126 94ZM148 91V90H147ZM146 91V92H147ZM157 91V90H156ZM174 91V92H173ZM181 91V93H179ZM223 91V90H222ZM3 92H5V93H3ZM125 92V93H124ZM145 92V91H144ZM132 95H131V94ZM138 93L139 94H142V95H138ZM181 94V95H179V94ZM9 94H13V92H10ZM92 94V95H91ZM98 94H97V96H98ZM108 94H109V96H108ZM120 94V95H119ZM90 95V96H89ZM121 95H123L122 97H121ZM135 95H137V96H143V97H145V96H147L146 98H145V100L142 98L141 100L143 101H145L144 103H141V100H139V98L137 99L138 101H140V103L142 104V106L141 107H146V109L144 110V109H142V108H139V110H143V112L142 111H138V106H137V110H135L134 112L135 113H133V112H128V111H125V109L126 108H128V105L131 103V102H135V101H131L130 99H131V97H132V99L134 100V97H135V99H136V96ZM151 95V94H150ZM149 95V96H150ZM165 95V96H166ZM221 95H224L223 93L221 94ZM96 96V95H95ZM95 96H94V98H95ZM111 96V97H110ZM118 96H120L119 98H117ZM125 96V97H124ZM134 96V97H133ZM152 96H156L155 94L153 95L152 94ZM159 96V95H158ZM157 96V97H158ZM178 96H179V98L181 99V101H178L179 100V98H178ZM186 96V97H185ZM161 97V96H160ZM172 97V98H171ZM183 97V98H182ZM221 97H223V96H221ZM220 97V98H221ZM238 97V96H237ZM237 97H232V99L231 100H235V102L237 103V104H235V103H233L232 104V102H231V105L230 104H228V103H226V104H224V105H222V106H219V107H222L221 108V112L220 111H217V112H215V111H209V113H211L212 115L210 116V115H208L209 116V119H210V117H212L213 116V112L215 113V116H213V117H215V119L218 117V113L220 112V113H224L225 111V113H226V115L228 116V117H226V115H224V116H219L218 118H217V123L214 121V119L212 118V120L214 121V122H212L211 121V119H210V121H211V123H212V125L213 124H216L217 125V127H215V125H210V126H208L209 124H211L210 122H208L209 121V119H208V128H211L210 130H211V132L213 133V138H214V136H215V134H217V132H219V123L221 124L220 126V130H222V132L220 131V133H223V131H224V129L226 128V126L229 124V121H230V123L232 122V119H233V122L231 123L232 125H233V123H234V121H236V118L237 119H240L241 118V116H242V118H243V120H244V122H249V124H250V128L254 125V123H253V121L254 120H256V122L255 123H257V122H259L258 120L260 119L259 118V116L257 115V114H260V112H261V109L262 108H264V102L262 101V100H264V98L262 97V100H261V98H259V97H255V98H253V100L254 101H252L251 99V102H247L246 103V101H248L249 100V98H250V95H248L247 96V99L246 100H243V99H245L246 98V95L245 96H242L243 97V99H241V97H239L240 98V100H239V98L237 99ZM245 97V98H244ZM50 98V99H49ZM120 98H124L125 100H126V102L127 103H125V105L124 104H122V106H121V104H119V103H121L120 102ZM126 98H128V99H126ZM152 97H150V99H151ZM155 98V97H154ZM154 98H152V99H154ZM162 98V97H161ZM163 98V99H164ZM228 98V97H227ZM237 99V101H236V99ZM258 98V99H257ZM53 99V101L51 102V100ZM69 99V101L67 102V104H66V106H65V102H62V101H66V100H68ZM156 99H158V98H156ZM155 99V100H156ZM160 99V98H159ZM184 99V100H183ZM32 102H31V101ZM34 100V101H33ZM128 100L130 101V103L128 102ZM168 100V99H167ZM189 100V99H188ZM217 100L218 99H216V100H214L215 101V103L217 102ZM223 102L222 101H219L218 100V102L217 103H219V102H221V103H224V97H223ZM249 100V101H250ZM49 101H50V103H49ZM117 101V102H116ZM149 101H153V100H149ZM170 101V100H169ZM169 101H168V103H169ZM175 101V102H174ZM213 101V100H212ZM213 101V102H214ZM226 101H229V99H227ZM225 101V102H226ZM245 101V106H244V103H242V102H244ZM113 102V103H112ZM179 102V105H177V103ZM180 102H182V104L180 105ZM187 102H188V104H187ZM192 101H190V104L189 105H192V103H191ZM213 102H209V104H212ZM19 103V104H18ZM30 103V104H29ZM32 103V104H31ZM59 103V104H58ZM112 103V104H111ZM129 103V104H128ZM135 103H138V102H135ZM150 103V102H149ZM148 103V104H149ZM215 103H213V104H215ZM221 103H219V104H221ZM263 103V104H262ZM110 104V105H109ZM119 104V105H118ZM127 104V105H126ZM140 104V105H141ZM144 104H146V105H144ZM151 104V103H150ZM150 104H149V106H150ZM153 104H155L154 106H153ZM166 103H164V105H165ZM174 104V105H173ZM176 104V105H175ZM218 104V105H219ZM230 105L229 107H231V106H233V108L235 109L236 107V109L234 110V111H236V112H234L233 111V109H231V111H233V113L230 111V108H228L227 109V107H228V105ZM241 106L240 108H238L239 107V105ZM9 107H7V106ZM16 105H17V108H15L16 107ZM21 106L22 107V110L19 112V110H17L18 109V106ZM32 105V106H31ZM49 105V106H48ZM68 105V106H67ZM115 105V106H114ZM124 105V106H123ZM144 105V106H143ZM163 105V104H162ZM235 105H236V107H235ZM238 105V106H237ZM29 106V107H28ZM54 106V107H53ZM119 106V107H118ZM127 106V107H126ZM168 106V105H167ZM177 106H179L178 107V111H177V109H176V107ZM49 107V108H48ZM111 107H112V109H111ZM124 107H126V108H124ZM140 107V106H139ZM154 109H153V108ZM161 107H163V106H161ZM165 107H166V105H165ZM165 107H163V108H165ZM169 107V106H168ZM183 107V106H182ZM189 107H191L192 108V106H189ZM188 107V108H189ZM224 107V108H223ZM261 107V108H260ZM31 108V110H28V109H30ZM58 108V109H57ZM167 108V107H166ZM166 108H165V110H166ZM184 108V107H183ZM226 108V109H225ZM232 108V107H231ZM9 109V110H8ZM15 109H16V111H15ZM26 109V110H25ZM170 109V108H169ZM167 110V111H170V110ZM220 109V108H219ZM223 109H225L224 110V112H223ZM60 110H61V112H60ZM65 110V111H64ZM184 110V109H183ZM192 110H195V109H192ZM218 110V109H217ZM245 110V111H244ZM31 111V112H30ZM123 111V112H122ZM156 113H155V112ZM167 111H166V113H167ZM191 111V110H190ZM228 111H230L231 113H229ZM240 111V112H239ZM122 112V113H121ZM128 112V113H127ZM148 112H150V111H148ZM159 113H160V110L158 111ZM184 112V111H183ZM229 114H228V113ZM243 112V113H242ZM259 112V113H258ZM127 113V114H126ZM141 113H142V115H145V113H146V115H147V117H148V119H147V117L146 116H144V117H146V118H144L142 115H141ZM170 113V112H169ZM21 114H24V115H22V117H21ZM26 114L28 115V114H32L34 117H38L39 119V122H38V124H39V126H40V128L41 129H43L45 126H47V124L48 123H50V125L52 124V133L50 134V135H48V136H45V138L43 139V142L42 141H40V142H38V140L37 141H35V142H29L28 140H27V138L25 139L24 137H27L26 136V123H24V121H27V118H26ZM62 114V115H61ZM65 116H64V115ZM130 114L132 115V116H130ZM137 115V118L135 117L136 115ZM168 114V113H167ZM167 114H165L164 113V115L166 116ZM171 114H172V112H171ZM233 114V115H232ZM250 114V115H249ZM256 114V115H255ZM67 115H68V118H67ZM134 115V116H133ZM164 115H162V118H163V116ZM217 115V116H216ZM221 115V114H220ZM235 115H236V117H235ZM243 115H245V117L243 116ZM57 116H59L58 118H57ZM127 116V117H126ZM131 117V118H129V117ZM151 118H150V117ZM167 116H169V115H167ZM173 116V115H172ZM174 116H176V115H174ZM190 116H191V118H190ZM247 116V117H246ZM248 116H249V118H248ZM64 117H66L65 119H64ZM123 117V118H122ZM142 117H143V119H142ZM161 117V116H160ZM177 117V116H176ZM176 117H173V118H176ZM220 117L221 118H226L224 121L226 122V123H223V122H221V121H223V119L220 121V120H218V119H220ZM232 117V118H231ZM240 117V118H239ZM47 118H49L48 120H47ZM124 118L126 119L125 120V122H123L124 121ZM150 118V119H149ZM155 120H153V119ZM178 118V117H177ZM182 118V119H183ZM231 118V120H229ZM235 118V119H234ZM63 119H64V121H63ZM145 119V120H144ZM172 119V118H171ZM171 119H169V120H171ZM179 119V118H178ZM177 119V120H178ZM186 119V118H185ZM228 119V120H227ZM252 119H254V120H252ZM47 120V122H45ZM49 120H51V121H49ZM123 120V121H122ZM142 120V121H141ZM144 120V121H143ZM147 120V123H145V121ZM149 120H150V122H149ZM152 120H153V122H155V124L154 123H152ZM166 120H168V117L166 118ZM181 120V119H180ZM242 120V121H243ZM249 120V121H248ZM14 121V122H13ZM22 121V122H21ZM49 121V122H48ZM172 121H173V123H174V121H176V120H174V119H172ZM171 121V122H172ZM184 121V120H183ZM185 121H187V119L185 120ZM184 121V123H186ZM220 121V122H219ZM63 122V123H62ZM66 123V125H65V123ZM179 122V121H178ZM189 122V121H188ZM124 123V124H123ZM172 123V124H173ZM176 123V122H175ZM183 123V124H184ZM190 123H192V121L190 122ZM236 124L238 123V121H236L235 122ZM234 123V124H235ZM59 124H61V126H59ZM150 125V128L148 129V126ZM182 124V125H183ZM187 124V123H186ZM223 124V125H222ZM225 124H227V125H225ZM230 124V125H231ZM249 124L247 125V129L246 128H243L242 129V126H239V127H241V130L242 131H247V132H244V133H250V131H252V130H249L250 128H248L249 127ZM22 125V126H21ZM156 126V128L155 127H151V126ZM177 125H179V123L178 124H176V125H174V127L175 128H177L176 126ZM181 125V124H180ZM182 125H181V127H182ZM224 125H225V128H224ZM232 125H231V127H232ZM24 126V127H23ZM26 126V127H25ZM67 126V127H66ZM184 126V125H183ZM186 126V125H185ZM184 126V127H185ZM213 128H215V131H214V129H212V127ZM59 129H58V128ZM62 127V128H61ZM65 127V128H64ZM98 127V126H97ZM143 127V128H142ZM180 127V128H181ZM20 128V129H19ZM61 128V129H60ZM180 128H178V132H182V130H180L179 131V129ZM187 128H188V126H187ZM208 128L207 129H205L206 131L208 130ZM108 129H110V130H108ZM114 129H116V130H114ZM142 131H145V132H141V130ZM145 129V130H144ZM154 129V130H153ZM189 129H191V127L190 128H188L187 130H189ZM217 129H218V131H217ZM226 129H229V130H227L226 132H228V131H230L229 133H227V134H229L230 135V133L232 132L231 130H232V128H230V127H227ZM225 129V130H226ZM17 130V131H16ZM19 130V131H18ZM61 130H63V131H61ZM66 130V133H64V131ZM249 130V131H248ZM94 131V130H93ZM110 131V132H109ZM124 131V132H123ZM140 131V132H139ZM150 131L152 132V134L150 135L149 133H150ZM185 131V132H184ZM214 131V132H213ZM71 132V133H70ZM137 132H139L138 133V135H137ZM183 132L184 133H186L187 131H186V129H184L183 130ZM188 132H191V130H189ZM209 132V131H208ZM225 132V131H224ZM61 133V134H60ZM184 133H182V134H184ZM206 133V132H205ZM203 134V136L202 135H200V136H202V137H200V138H205V136H206V134ZM212 133H208V135L210 134V136H208V137H211V135H212ZM21 134V135H20ZM140 134V135H139ZM180 135H181V133H179ZM190 134H192V133H188V134H186V135H190ZM224 134V136H225V134L226 133H223ZM222 134V135H223ZM226 134V135H227ZM61 135V136H60ZM64 135V136H63ZM69 135V136H68ZM76 135V134H75ZM186 135H184V137L186 136ZM17 136V137H16ZM50 136H51V138H50ZM55 136V137H54ZM69 137V139H71V140H68V138H67V140H66V137ZM71 136V137H70ZM152 136H154V137H152ZM15 137V138H14ZM138 137V138H137ZM148 137H151V140H148ZM181 137L182 138H184L182 135H181ZM187 137V136H186ZM197 137H199V135L197 136ZM207 137V136H206ZM207 137V138H208ZM226 137V136H225ZM228 137V136H227ZM17 138H19V139H17ZM48 139V141H47V139ZM49 138H50V141H49ZM55 138V139H54ZM133 138V139H134ZM207 138H205V141H206V139ZM17 139V140H16ZM46 139V140H45ZM54 139V140H53ZM150 139V138H149ZM157 139V140H156ZM185 139V138H184ZM189 139V138H188ZM187 139V140H188ZM199 139V138H198ZM198 139H195V140H198ZM211 139H212V137H211ZM26 140H27V143H26ZM186 140V139H185ZM210 140V139H209ZM11 141H12V143H11ZM18 141V142H17ZM47 141V142H46ZM65 141V142H64ZM71 141H72V145L74 146V141H75V147H73L72 145H70V143H71ZM154 141V142H153ZM189 141H191L190 139H189ZM211 142L213 141L214 142V140H210ZM209 141V143H211ZM15 142V143H14ZM38 142V143H37ZM42 142V143H41ZM48 142H49V144H48ZM133 142H134V144H133ZM193 142V141H192ZM207 142H208V140H207ZM8 143V144H7ZM44 143H46V145L44 144ZM52 143V144H51ZM69 143V144H68ZM86 143H89V142H85L84 144L86 145ZM184 143V142H183ZM186 143V142H185ZM191 143V142H190ZM190 143L188 144V145H190ZM205 143V142H204ZM5 144V145H4ZM14 144H15V147H14ZM55 144V145H54ZM194 144V143H193ZM8 145V146H7ZM9 145H11V146H9ZM41 145V146H40ZM187 145V143H186V146H188ZM207 145L208 146H210V145H212V143L211 144H204V147H207ZM18 146V147H17ZM26 148H25V147ZM36 146H37V148H36ZM40 148H39V147ZM48 146V147H47ZM54 146V147H53ZM184 146H185V144H184ZM191 146V145H190ZM44 147V148H43ZM50 147V148H49ZM213 146H211L210 147V150H211V148H212ZM9 148V149H8ZM22 148V149H21ZM188 148H190V147H188ZM17 149V150H16ZM48 149H50V150H48ZM56 149H57V151H56ZM62 151H61V150ZM149 148H147V149H145L146 151H149L148 150ZM187 149V148H186ZM191 149V148H190ZM264 145H263V148H262V150L261 151H263V153H264ZM26 150H28V151H26ZM30 150H32L31 151V153L29 152ZM44 150V151H43ZM47 150V151H46ZM54 150V151H53ZM17 151H21V153L23 154H21V156H19V155H17ZM36 151V152H35ZM40 151H41V153H40ZM46 151V152H45ZM52 151H53V153H52ZM56 151V152H55ZM88 151V150H87ZM87 151H85L86 152V154H90V152L88 151V153H87ZM188 151V150H187ZM192 151V150H191ZM43 152V153H42ZM188 152H190V150L188 151ZM16 153V154H15ZM38 153V154H37ZM50 153H52V154H50ZM56 153V154H55ZM59 155H58V154ZM223 153H226V151H224ZM35 154V155H34ZM10 155V156H9ZM14 155V156H13ZM26 155V156H25ZM55 155V156H54ZM101 155V156H100ZM99 155V157H103V154H100ZM153 154H151L150 156H149V158L150 159H153V158H151V157H155V155H153ZM261 158L263 157V154L261 153ZM23 156H24V160H22L23 159ZM32 156V157H31ZM38 156V157H37ZM226 156V157H225ZM10 157V158H9ZM20 157V158H19ZM57 157H60V161H59V159L57 158ZM224 157H225V159H224ZM3 158V159H2ZM16 158V159H15ZM15 159V163L13 162V160ZM19 159V160H18ZM51 159V160H50ZM223 159L225 160V161H227L228 160V156H227V154L226 155H224L223 154ZM17 160V161H16ZM63 162H62V161ZM154 160V159H153ZM264 158H262V162L264 163ZM48 161V163H46ZM56 161V162H55ZM156 161V160H155ZM17 162H18V164H17ZM26 162V163H25ZM58 162V163H57ZM157 162V161H156ZM262 162H260L261 164H263ZM10 163V164H9ZM20 163V164H19ZM45 163V164H44ZM61 163V164H60ZM251 163V162H250ZM250 163H246L245 165H244V167L245 168H248L247 170H249V174H247V175H250L249 176V180L251 179L250 177H252L253 175L255 176L256 175V172H255V174H253L254 172H252V171H254V170H251L250 171V167L251 166H249V164ZM260 163H259V166H260ZM38 164H40V165H38ZM46 164H47V166H46ZM55 164V165H54ZM58 164V165H57ZM22 165V166H21ZM34 165V166H33ZM58 167H57V166ZM264 165V164H263ZM262 165V166H263ZM60 166V167H59ZM229 166V165H228ZM40 167V168H39ZM57 167V168H56ZM225 167H227V166H224V169H223V171L225 172H223L224 174H228L229 175V177L228 176H226V180H227V178H228V180H230V182L229 183H227V181H226V184L227 185H225V181H224V185L225 186H223V189L226 187V186H230L228 189H229V192H227V188H225L224 190L222 189V201H226L228 198H229V196H230V193L231 192H233V193H236V191H238V189L236 188V186H237V183L239 184L240 182H242V183H240V184H247V183H250V182H252L251 180H253V182H255V178L253 179V177H252V179L249 181V180H247V175L245 174L244 175V172H245V170H244V167H243V165H241V167L239 166V168L240 169H237L238 167H236V168H234V166L233 167H231V165L229 166V167H227V168H225ZM242 167H243V169H242ZM12 170H11V169ZM24 170H23V169ZM42 168V170H40ZM75 168V169H74ZM231 168H234V170L233 169H231ZM261 169L263 168V167H260ZM9 169V170H8ZM22 169V170H21ZM33 169V170H32ZM47 169V170H46ZM57 169V170H56ZM72 169H74L75 171H79L78 169H79V167L78 166H75L74 165V167H72L71 168V170ZM228 169V170H227ZM235 169H237L236 170V172H235V174H237L236 176L234 175H232V174H234V171H235ZM10 170H11V172H10ZM50 170V171H49ZM230 170H231V172H233V173H231L230 172ZM244 171V172H242L243 174H241V172L239 173V171ZM2 171V172H1ZM6 171H7V173H6ZM16 171H17V173H16ZM13 172V173H12ZM27 172H29V173H27ZM159 172V171H158ZM157 172V173H158ZM227 172V173H226ZM229 172V173H228ZM10 173H12V174H10ZM14 173H15V175H14ZM33 173V174H32ZM42 173V174H41ZM79 173H81L80 171H79ZM78 172L76 173V175H73L72 174V172H70V177H71V179H72V184H71V191L69 192V193H71V194H75V197H71V198H69V197H67V196H63L62 198H60V199H58V200H56L55 201V204H54V206H52L51 208H49V211H48V214L46 215V217H45V219L43 220V222H41V224H40V226H39V229H38V231L37 232H31V233H29V237L33 240V242H32V245H31V247L28 249V256H29V259H28V264H112L113 262V264H124V263H122V262H124L123 261V255H120V253H118V252H116V253H118V254H116L115 253V249L116 248H118V247H120L118 244V247H116L115 246V248L113 247L114 245L113 244H108V240L109 239H105V241H106V243L105 242H99V241H95V237H97V233L99 234L101 231H104L105 229H106V227L107 226H109V225H107V222L110 220H114V221H117V220H119V218L121 219V220H124V215L122 216V214H120V216H119V214H118V216H119V218H118V216L117 215H115L113 212H112V209H113V204L111 205V201L113 202V201H116L117 200V198L119 197L118 195H120V197H121V194H122V196H129L128 195V193L127 192H125V191H127L125 188V190L123 191V188H122V190L121 189H119V190H117V189H111L112 190V192L113 193H111L110 195H108L107 193H105V192H109L110 191V189L108 190V186H107V184L106 183H99V182H96L97 184H99V187H98V185H94V184H96V183H92V182H94V181H92L91 179H88L87 178V176H85V174L83 175V173H81V174H79ZM239 173V174H238ZM250 173H252L253 175H251ZM6 174V175H5ZM23 174V175H22ZM28 174V175H27ZM77 174H78V176H77ZM156 174V173H155ZM155 174H151V177L153 178V176L155 175ZM159 175H161L160 174V172L158 173ZM158 174L157 175H155L154 176V178L156 177V176H158ZM34 175V176H33ZM41 175V176H40ZM28 176V177H27ZM39 176H40V179H39ZM46 176L45 177H43V178H46ZM48 176H50V174L48 175ZM137 176H138V174H137ZM240 176H242L241 178H240ZM246 176V177H245ZM257 176V175H256ZM33 177V178H32ZM36 177V178H35ZM231 177H236L235 179H231ZM15 178H17V179H15ZM77 178H78V180H77ZM84 178V179H83ZM237 178H239L238 179V182H237ZM2 179V180H1ZM14 179V180H13ZM18 179H20V180H18ZM79 179H80V181H79ZM243 179H245V180H243ZM38 180V181H37ZM236 180V181H235ZM241 180V181H240ZM243 180V181H242ZM12 181H13V183H12ZM36 181V182H35ZM78 181L80 182V183H78ZM249 181V182H248ZM237 182V183H236ZM92 183V184H91ZM232 183H235V185L234 184H232ZM259 183V185L261 186V188L263 189L264 188V186L262 185V184H260V182H258ZM103 184V185H102ZM104 184H106V186L104 185ZM92 185V186H91ZM231 185H232V187H231ZM102 186L103 187H108L106 190L105 189H102ZM88 189H87V188ZM95 187V188H94ZM97 187V188H96ZM234 187V188H233ZM238 188H239V186H237ZM241 187H243L242 185H240V188ZM10 188V189H9ZM20 188V189H19ZM24 188V189H23ZM80 188H81V190H83V189H87L86 190V192L85 191H83V192H85V193H80L81 192V190H80ZM99 188H100V193H105L104 194V197L103 196H100V193L98 192L99 191ZM232 190H231V189ZM239 188V189H240ZM12 189V190H11ZM96 189H98L97 191H95ZM15 190V191H14ZM225 190H226V193H225ZM27 191V192H26ZM119 193H118V192ZM231 191V192H230ZM19 192V193H18ZM97 192V194H95ZM116 192H117V194H116ZM12 193V194H11ZM14 193V194H13ZM43 193V194H42ZM87 193V194H86ZM121 193V194H120ZM16 194H18V195H16ZM86 194V195H85ZM226 194H228L227 196H226ZM237 194V193H236ZM12 195H14V196H12ZM15 195H16V197H15ZM24 195V196H23ZM32 195V196H31ZM98 195V197L100 196V198L99 199H97L98 197H96ZM106 195V196H105ZM109 196V200H108V196ZM18 196V197H17ZM20 196V197H19ZM26 196V197H25ZM111 196V197H110ZM224 196H226L227 197V199H226V197H225V199H223L224 198ZM14 197V198H13ZM28 197H29V200H28ZM96 197V198H95ZM105 197L107 198V200H108V202H107V200H105ZM74 198V199H73ZM102 198H104V200L106 201H104V200H102ZM245 198V197H244ZM14 199V200H13ZM19 199V200H18ZM20 199H23V200H20ZM94 199V200H93ZM98 201H97V200ZM246 199V198H245ZM259 200H260V202H262V200L260 199V197L258 198ZM111 200V201H110ZM241 200H243V198L241 199ZM11 201V202H10ZM74 201V202H73ZM99 203V205H98V203ZM100 201V202H99ZM110 201V202H109ZM58 202V203H57ZM61 202V203H60ZM20 204V207L19 206H16V205H18V204ZM25 203V204H24ZM28 203V204H27ZM263 203V202H262ZM92 204V205H91ZM108 204H110V205H108ZM3 206H4V204H2ZM9 205V206H8ZM91 205V206H90ZM107 205V206H106ZM178 205H179V208H178ZM178 205H176V209H175V211H174V214H176V215H174L176 218H178V216H179V218H180V215L179 214H181V217H182V213L184 212L183 210V208H185V205L184 204H178ZM182 205H184V207H181ZM23 207V208H22ZM25 207V208H24ZM98 207V208H97ZM105 207V208H104ZM110 208V209H108V208ZM181 207V208H180ZM9 208V209H8ZM18 208V209H17ZM19 208H21L20 210H19ZM107 208V209H106ZM175 208V207H174ZM173 208V209H174ZM3 209H4V207H3ZM15 209V210H14ZM27 209V210H26ZM172 209V210H173ZM180 209V210H179ZM9 210V211H8ZM98 210V211H97ZM111 210V211H110ZM176 210H178L177 211V213H175L176 212ZM182 210V211H181ZM97 212V213H96ZM109 212H110V214H109ZM178 212H180V213H178ZM13 213V212H12ZM7 214V215H8ZM163 215V217L164 218H168L169 217V213H167V216L165 215V214H162ZM171 215V214H170ZM172 215V216H173ZM178 215V216H177ZM37 216V217H36ZM5 215H1V217H0V264H23V262H21V260H20V258L8 247V241H9V236H10V229L8 228V224H9V220L7 219V216L5 217ZM175 217H173V219H174V223L172 224L173 226H175V224L176 225H178V223L180 224L179 226H180V228L177 226V228H179V229H176V226L174 227V228H172L173 226L171 225V228L172 229H169L170 228V226H167V227H163L164 228V230H165V234L167 235H165L164 234V236H165V239H166V241H165V239L163 240L162 239V241L164 242H162V241H159V242H157L156 243V247L155 248H157V250H155V253H156V251H157V253L155 254L154 253V256L156 255V260L158 259V260H160L161 261V263H159V264H186V260H185V257H183V251L182 250H184V251H186V243H188V246H187V248H189L190 246L189 245H191V247L192 246H195V243L197 244V242H194L196 239H194V241L192 240V241H189V239H188V237H186L184 234H186V232L184 231V230H182L183 229V227L181 226V221H182V219L181 220H179L178 222H175V220L177 221V219L175 218ZM17 218V219H16ZM94 218V219H93ZM117 218V219H116ZM166 218V219H167ZM3 219H4V221H3ZM7 219V220H6ZM109 219V220H108ZM5 220H6V222H5ZM5 222V223H4ZM7 223V224H6ZM94 227V228H93ZM169 227V228H168ZM182 227V228H181ZM226 227H227V225H226ZM226 227H225V229H226ZM228 228V227H227ZM168 229H169V233H168ZM173 229H174V231H173ZM225 229L224 230H222V231H220V233H219V235L217 236L218 238H216V239H219V238H225V237H227L226 235H227V231L229 230L230 231V229L228 228V229H226V231H225ZM172 230V231H171ZM177 230H182L181 232H179L180 234L182 233V235L184 236V237H182V235H178L179 233L177 232ZM67 231V232H66ZM97 231V232H96ZM172 232V233H171ZM173 232H175V233H177V236H178V239L175 237H173V235H175ZM229 233V232H228ZM93 235V236H92ZM96 235V236H95ZM230 234H228V236H229ZM170 236H172V238L170 237ZM181 236V237H180ZM108 237V236H107ZM166 237H168V238H166ZM170 237V238H169ZM50 238H52V239H56L57 240V243L61 246V249H60V251H59V248H58V244L56 245V244H53V243H51V241H48V240H50ZM66 238H68V240L70 241H68V240H66ZM78 238V239H77ZM109 238V237H108ZM174 238V239H173ZM181 238V239H180ZM260 239L261 238H264V233L259 237ZM173 239V240H172ZM176 239V240H175ZM180 239V240H179ZM187 239V240H186ZM94 240V241H93ZM36 241V242H35ZM38 241V242H37ZM197 241V240H196ZM7 242V243H6ZM49 243V245H48V243ZM67 242L69 243L68 245H67ZM96 242V243H95ZM182 242H184L185 244L183 245L182 244ZM51 243V244H50ZM164 245H163V244ZM158 244V245H157ZM174 244V245H173ZM176 244V245H175ZM111 245H112V247H111ZM171 245V246H170ZM173 246H175V247H173ZM72 247V248H71ZM160 247V248H159ZM170 247H172V248H170ZM183 247H184V249H183ZM195 247H197V245L195 246ZM89 248V249H88ZM91 248V249H90ZM101 248V249H100ZM175 248V249H174ZM93 249H95V250H93ZM115 251H114V250ZM171 249H173V250H171ZM89 250H91V252L89 251ZM111 250V251H110ZM165 250H166V252H165ZM182 251L181 253H180V251ZM54 251V252H53ZM56 251V252H55ZM68 251V252H67ZM163 251V252H162ZM49 252V253H48ZM174 252V253H173ZM69 253V254H68ZM115 253V254H114ZM162 253V254H161ZM176 253V254H175ZM180 253V254H179ZM55 254V255H54ZM58 256H57V255ZM64 254V255H63ZM122 254V253H121ZM179 254V256H177ZM182 254V256H180ZM48 255V256H47ZM55 257H54V256ZM116 256V257H115ZM77 257V258H76ZM158 257V258H157ZM183 257V258H182ZM176 258V259H175ZM165 259V260H164ZM101 260V261H100ZM163 260V261H162ZM178 260V261H177ZM184 262H183V261ZM99 261V262H98ZM174 262V263H173Z\"/></svg>",
  "mask_w": 264,
  "mask_h": 264
}]
</instances>
